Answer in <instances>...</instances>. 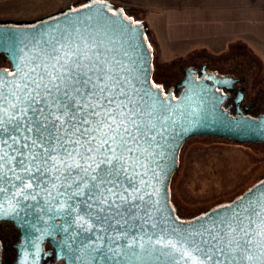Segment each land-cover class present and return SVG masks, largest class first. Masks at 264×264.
<instances>
[{
  "label": "water",
  "instance_id": "1",
  "mask_svg": "<svg viewBox=\"0 0 264 264\" xmlns=\"http://www.w3.org/2000/svg\"><path fill=\"white\" fill-rule=\"evenodd\" d=\"M127 9L109 0H89L82 7L67 8L34 21L0 20V53L10 61L13 71L8 74L0 70V73L8 81L30 73L34 62L55 63L49 56L54 48L59 49L55 55L63 58L61 64L68 58L66 54L73 53L86 61L103 62L112 69L113 79L108 83L117 86L114 95L119 97L121 91L127 93V97L117 100V105L121 100L130 109L133 104L137 105L139 119L145 126H154L157 134L155 141H150L149 151L153 155L144 153L141 157L147 167L136 164L140 173L136 181L143 200L135 201V216L123 228L116 225L108 233L90 235L81 228V225L84 228L90 225L79 214L73 212L67 216L59 210L53 200L58 194L52 184L47 190L34 186L22 192L13 188L0 193V222L14 224L21 233L20 241L14 246L17 255L13 264H41L53 254L44 252L47 241L55 249L56 260H63L65 264H97L94 260L97 256L99 264H112L95 251L105 244L109 245L107 256H113L112 249L119 253L116 259L120 264H211L197 246L210 247L202 244L209 231L218 233L227 243L229 229L220 221L230 219L237 212L240 216L232 220V227L237 229L233 238L244 236L241 228L251 233L253 248H256L255 241L264 238V224L260 223L264 218V209H261L264 178L228 204L189 221L177 217L170 203V182L179 168L183 144L194 137H216L242 144L264 143V115L243 114L239 107L243 101L240 90L234 98L236 114L232 115L225 108L230 95L223 90H232L239 79L210 73L207 65L200 70L185 69L184 78L176 85V89H181L177 96L174 89L166 92L153 86V53L146 37V24L128 19ZM140 151L143 152V147ZM253 205L261 211V216L252 215L249 219L244 209ZM73 219L75 222L70 223ZM100 236L103 239H98ZM133 243L135 248L131 247ZM241 264H258V261Z\"/></svg>",
  "mask_w": 264,
  "mask_h": 264
},
{
  "label": "snow or ice",
  "instance_id": "2",
  "mask_svg": "<svg viewBox=\"0 0 264 264\" xmlns=\"http://www.w3.org/2000/svg\"><path fill=\"white\" fill-rule=\"evenodd\" d=\"M58 51L54 48L49 54L55 63L34 62L30 73L17 80L8 81L0 73V193L13 188L22 192L34 186L47 190L52 184L58 194L53 200L63 214H79L90 225L81 228L90 235L108 233L116 225L123 228L135 216V201L143 200L136 164L147 167L141 157L144 153L153 155L150 141H155L157 134L154 126H145L139 119L137 105L130 109L123 100L117 105L127 93L114 95L117 86L108 83L113 79L112 69L74 53L66 54L68 58L61 64L63 58L55 55ZM61 196L66 199H59ZM244 212L249 219L261 216L254 205ZM239 216L237 212L220 221L229 229L227 243L209 231L202 244L210 247L197 246L205 253L206 262L256 260L264 264V238L255 241L256 248L245 228L240 229L243 237L233 238L237 229L232 220ZM260 223L264 224V218ZM108 247L101 245L95 251L106 261L120 264L116 249H112L113 256L106 255ZM131 247L135 248V243ZM94 260L99 264V256Z\"/></svg>",
  "mask_w": 264,
  "mask_h": 264
},
{
  "label": "rangeland",
  "instance_id": "3",
  "mask_svg": "<svg viewBox=\"0 0 264 264\" xmlns=\"http://www.w3.org/2000/svg\"><path fill=\"white\" fill-rule=\"evenodd\" d=\"M83 1L0 0V20L34 21L70 7L78 8ZM109 2L120 5L116 0ZM125 13L134 23L139 22L133 11ZM257 50L259 53L250 56L244 51L218 47L208 56L200 53L176 57L171 53L163 56V51L162 57H157L154 51L151 82L167 92L175 89L184 78L185 68L200 69L207 65L209 72L219 76L239 74L245 78L246 82L237 87L246 89L244 102L249 103L259 95L258 89L264 88V50ZM263 178L264 143L242 144L216 137L190 138L180 150L179 168L171 178L170 203L178 218L189 221L232 202Z\"/></svg>",
  "mask_w": 264,
  "mask_h": 264
},
{
  "label": "crops",
  "instance_id": "4",
  "mask_svg": "<svg viewBox=\"0 0 264 264\" xmlns=\"http://www.w3.org/2000/svg\"><path fill=\"white\" fill-rule=\"evenodd\" d=\"M146 24L155 55L264 50V0H116ZM174 59V58H173Z\"/></svg>",
  "mask_w": 264,
  "mask_h": 264
},
{
  "label": "flooded vegetation",
  "instance_id": "5",
  "mask_svg": "<svg viewBox=\"0 0 264 264\" xmlns=\"http://www.w3.org/2000/svg\"><path fill=\"white\" fill-rule=\"evenodd\" d=\"M89 0L83 1L81 4H79V7L84 6L87 4ZM69 9H76L73 7H70ZM4 21V20H2ZM8 21V20H6ZM10 21V20H9ZM186 69V68H185ZM184 69V70H185ZM200 70L199 68H196ZM0 70L12 74V65L9 60L6 59L5 55L0 53ZM208 70V69H207ZM212 73V72H210ZM216 74V73H215ZM218 75V74H217ZM219 76V75H218ZM233 76L236 79H239V82L234 86L232 90H223V93L229 94L230 98L227 100L225 104V108L230 109V113L232 115L236 114L237 105L234 102V98L237 97V91L240 90V93L243 94V101L239 104V107L242 109L244 115H249L252 117H258L259 115H264V88H259V95L255 96L251 102L245 103L247 91L244 87H237L239 84H243L246 82V79L241 77L239 74L236 75H230ZM197 77H201V73L198 72ZM181 89H174V94L177 96V94L180 92ZM245 107H248V109H245ZM13 226V227H12ZM13 229H12V228ZM14 231H12V230ZM11 233V238L9 237ZM21 233L20 231L14 226V224L10 222H0V244L2 246V264H13L16 260L17 250L15 249V245L20 241ZM44 252L45 253H53L52 255L47 256L42 260L41 264H65L63 260L57 261L55 256V249L52 247V245L47 241L44 244Z\"/></svg>",
  "mask_w": 264,
  "mask_h": 264
},
{
  "label": "trees",
  "instance_id": "6",
  "mask_svg": "<svg viewBox=\"0 0 264 264\" xmlns=\"http://www.w3.org/2000/svg\"><path fill=\"white\" fill-rule=\"evenodd\" d=\"M146 37H147V39H148V43H149V45H150V48L153 49V47H152V45H151V43H150V40H149L148 35H147ZM153 53H154V50H153Z\"/></svg>",
  "mask_w": 264,
  "mask_h": 264
}]
</instances>
